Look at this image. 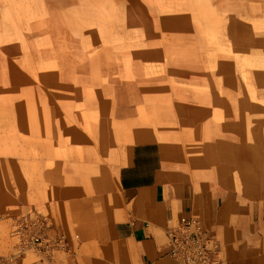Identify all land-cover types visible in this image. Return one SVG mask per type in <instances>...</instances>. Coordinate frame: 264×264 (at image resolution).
Listing matches in <instances>:
<instances>
[{"label": "rangeland", "instance_id": "rangeland-1", "mask_svg": "<svg viewBox=\"0 0 264 264\" xmlns=\"http://www.w3.org/2000/svg\"><path fill=\"white\" fill-rule=\"evenodd\" d=\"M0 50V155L31 172L220 136L264 192V0H0Z\"/></svg>", "mask_w": 264, "mask_h": 264}, {"label": "crops", "instance_id": "crops-1", "mask_svg": "<svg viewBox=\"0 0 264 264\" xmlns=\"http://www.w3.org/2000/svg\"><path fill=\"white\" fill-rule=\"evenodd\" d=\"M233 143L239 145L220 136L195 140L185 154L148 138L127 144L110 166L55 159L51 167L36 162V172L26 149L4 150L0 255L12 250L13 215L36 206L49 219L47 234H63L68 249L52 259L28 253L20 264H175L166 228L183 215L211 232L220 264H264V192L239 180L252 174L240 170Z\"/></svg>", "mask_w": 264, "mask_h": 264}, {"label": "built area", "instance_id": "built-area-1", "mask_svg": "<svg viewBox=\"0 0 264 264\" xmlns=\"http://www.w3.org/2000/svg\"><path fill=\"white\" fill-rule=\"evenodd\" d=\"M168 255L175 264H220L217 244L211 232L193 215H183L176 223L168 221ZM49 219L38 209L12 217L9 236L12 250L0 255V264H20L28 253L52 259L59 251H67V239L47 234Z\"/></svg>", "mask_w": 264, "mask_h": 264}, {"label": "bare ground", "instance_id": "bare-ground-1", "mask_svg": "<svg viewBox=\"0 0 264 264\" xmlns=\"http://www.w3.org/2000/svg\"><path fill=\"white\" fill-rule=\"evenodd\" d=\"M144 39H142V41H143ZM252 48V47H251ZM1 51V50H0ZM45 52H47V51H45ZM2 54V53H1ZM44 54H46V53H44ZM50 54V53H49ZM17 79V78H16ZM22 80V79H21ZM26 83V82H25ZM241 89V88H240Z\"/></svg>", "mask_w": 264, "mask_h": 264}]
</instances>
